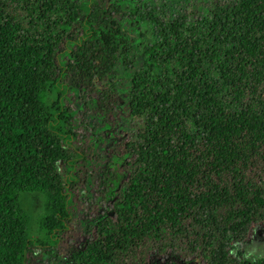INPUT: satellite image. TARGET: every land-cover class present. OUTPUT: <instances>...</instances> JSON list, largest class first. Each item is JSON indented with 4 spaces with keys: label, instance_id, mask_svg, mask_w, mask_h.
<instances>
[{
    "label": "trees",
    "instance_id": "trees-1",
    "mask_svg": "<svg viewBox=\"0 0 264 264\" xmlns=\"http://www.w3.org/2000/svg\"><path fill=\"white\" fill-rule=\"evenodd\" d=\"M134 1L0 0V264L59 244L98 165L76 130L96 117L110 129L122 96L134 136L120 178L102 180L110 213L52 263L264 264L247 250L264 230V0H186L171 16ZM26 194L42 195L35 239Z\"/></svg>",
    "mask_w": 264,
    "mask_h": 264
},
{
    "label": "rangeland",
    "instance_id": "rangeland-1",
    "mask_svg": "<svg viewBox=\"0 0 264 264\" xmlns=\"http://www.w3.org/2000/svg\"><path fill=\"white\" fill-rule=\"evenodd\" d=\"M189 4V3H188ZM190 4H192L190 2ZM134 5L142 7V11L144 14L148 12L153 13L154 15L166 14L167 16H171L176 14L181 8L187 6L186 0H135ZM137 22L139 28L135 29L131 33V41L138 46L139 51H142L148 44H150L153 40L152 35V27L148 24L149 22L145 21V19H140ZM138 58H141L138 54ZM48 103L52 104L57 98V92L53 88L48 89ZM125 101L124 97H120L118 102V111L117 116L109 117L107 120L110 121V129H106L104 121L99 118H95L94 122L90 124L89 130H85L87 128L79 126L77 128V133L81 137H84V141L81 143L82 146L90 149L89 157L93 161H98L97 166H93L92 170H88L90 174H92V197L91 194H88V197L81 196L78 192L76 193L79 205V214L74 217L79 219H75L72 221L69 231H65L64 234L60 235L61 241L59 244L54 247L51 254L44 255L38 251L33 250L29 254V258L31 259L30 264H49L54 260V254H58L60 257H64L68 254L69 247H83L85 243L92 238V235H88L87 232H83L79 228L78 220H94L98 219L101 216H106L110 213V209L112 207L113 201V193H106V195H100L99 190L101 188L102 179L106 180V175L112 173L116 178V180H111V183H115L120 178V173L118 169L122 166L123 163V155L119 150L125 145V143L134 136V130L132 132L130 123L125 118L126 110L124 109ZM49 107H51L49 105ZM73 107V106H72ZM93 113V111L91 112ZM78 118H81V115H77ZM120 125V126H118ZM115 128V129H114ZM106 129V130H105ZM112 133L113 141L110 146H105L103 142L107 139V134ZM108 147H112L109 151H107ZM98 159V160H97ZM108 165V166H107ZM98 170L104 171V177H100L97 173ZM105 178V179H104ZM81 185L77 186V189L81 188ZM105 187V186H103ZM86 193V191H85ZM21 203L24 210L30 216V225H29V237L30 239H35L39 237L40 229L39 222L41 217L43 216V201L42 195L40 194H26L21 195ZM255 242H260L258 240H254V236L251 237V245L247 246V250L257 251L255 247ZM261 246V245H260ZM262 247V246H261ZM264 247V245H263ZM264 251V249H261ZM56 259V258H55ZM184 259H181V263ZM185 261H193L187 259ZM191 264H207L205 260L202 258L196 259Z\"/></svg>",
    "mask_w": 264,
    "mask_h": 264
},
{
    "label": "flooded vegetation",
    "instance_id": "flooded-vegetation-1",
    "mask_svg": "<svg viewBox=\"0 0 264 264\" xmlns=\"http://www.w3.org/2000/svg\"><path fill=\"white\" fill-rule=\"evenodd\" d=\"M103 180V179H102ZM101 185H102V182H101ZM104 185V184H103ZM105 186V185H104ZM99 194L100 195H106V193L104 194V193H101L100 191H99ZM84 196L86 197H88V193L86 192V193H84ZM91 196L93 197L94 196V194H92L91 193ZM113 196H114V193H113ZM78 200H80V198H75V202L76 203H78ZM113 201H114V198H113ZM113 201H112V203H113ZM79 212H80V210L78 209V213H77V217H78V214H79ZM77 217H73V218H71V220L69 221V223H68V225H67V227H66V231H69V229H70V226H71V223H72V221H74L75 219H79V218H77ZM102 218V216L100 217V218H98V219H94V220H89V221H87V220H78V223H79V228L83 231V232H87L88 233V235H92V238H93V234H94V230H95V227H94V224H97V222H98V220H100ZM65 233V232H64ZM63 233V234H64ZM258 235V238L257 239H255V240H258V241H260V242H257L256 244L259 246V248H261V249H264V247H263V242H264V230L262 231V233H259V234H257ZM57 239H58V243L62 240L61 239V237L60 236H58V237H56ZM92 238L90 239V240H92ZM90 240H88V241H90ZM87 241V242H88ZM86 242V243H87ZM85 243V244H86ZM262 247H261V246ZM79 248H81V247H69V250H68V254L67 255H65L64 257H62L63 259H67L69 256H70V254L72 253V252H74V251H76L77 249H79ZM244 248V247H243ZM155 263L154 264H172L171 262H172V260L170 259V256L169 255H165V256H160V255H155V257H154V260H153ZM49 264H53L52 263V261L49 263ZM150 264H152V262L150 261ZM179 264H186L185 263V261H182V263H181V260H180V263Z\"/></svg>",
    "mask_w": 264,
    "mask_h": 264
}]
</instances>
